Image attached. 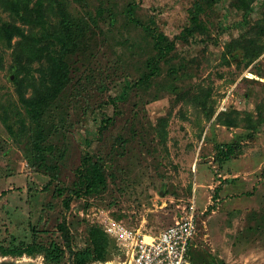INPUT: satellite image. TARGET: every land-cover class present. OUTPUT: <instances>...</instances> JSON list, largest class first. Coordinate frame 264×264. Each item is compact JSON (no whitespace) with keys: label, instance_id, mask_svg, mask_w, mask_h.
Returning <instances> with one entry per match:
<instances>
[{"label":"rangeland","instance_id":"rangeland-1","mask_svg":"<svg viewBox=\"0 0 264 264\" xmlns=\"http://www.w3.org/2000/svg\"><path fill=\"white\" fill-rule=\"evenodd\" d=\"M51 1H62L84 33L55 100L28 90L26 114L16 90L26 69L18 39L0 44V247L56 245L59 264H71L105 216L157 235L194 199V264H264V249L241 252L237 241V209L255 207L264 219V49L246 66L237 48L245 32L254 38L263 27L264 0L246 23L230 0L210 8L200 0ZM197 4L207 32L186 37ZM10 21L0 5V24ZM158 33L175 51L158 76L135 86ZM40 128L55 171L38 169L31 153ZM234 144L230 159L218 155ZM253 226L251 234L264 232L260 218ZM12 257L47 264L43 255Z\"/></svg>","mask_w":264,"mask_h":264},{"label":"trees","instance_id":"trees-1","mask_svg":"<svg viewBox=\"0 0 264 264\" xmlns=\"http://www.w3.org/2000/svg\"><path fill=\"white\" fill-rule=\"evenodd\" d=\"M204 8H210L222 0H200ZM256 0H230V6L237 12L242 13L243 21H247L250 16ZM0 5L4 12L10 15L11 21L0 24V44L5 48L11 46L13 39H18L21 54L26 61V69L20 74L24 78L18 83L17 96L23 106L26 114L29 113L30 99L25 97L28 90L41 91L43 96L49 101H53L63 91L69 75V66L67 58L74 54L79 48L84 33L81 26L74 22L66 11L62 1L44 0H0ZM202 5L197 4L190 17V27L184 29L186 37H192L195 33L205 34L207 29L201 23H198L199 14L204 12ZM50 15V16H49ZM264 22V18H263ZM242 26V25H241ZM252 28L245 32L237 40V48L242 47L245 51L246 66L252 62L264 49L261 44L264 37V25L258 27L254 38L249 39V33ZM185 42L186 38L178 36ZM151 55L145 62L147 72L144 73L138 82L134 85L147 83L150 79L159 75L160 64H166L171 59L170 54L175 51V42L170 40L162 33L152 35ZM262 46V47H261ZM1 62V61H0ZM40 66L38 69L32 68V65ZM1 66V64H0ZM34 73H37L38 80H35ZM16 78V75H15ZM28 118V117H27ZM5 128L11 131L12 126L8 125V118L2 120ZM24 124V121H20ZM39 133L34 134L31 142V153L34 154V160L38 164V169L54 170V165H46L47 155H50L51 148L46 146L47 135L39 129ZM235 145V144H234ZM228 145L224 149H218V155L224 159H230L236 151L237 145ZM84 193L91 190V183L84 181ZM69 198L64 200L65 209L68 207ZM199 218L197 215V223ZM129 228V227H128ZM199 228V223H198ZM132 229V228H131ZM68 235L64 232V237ZM89 247L74 254L71 264H93L95 262H106L117 255L114 243L108 237L100 226H91L87 230ZM68 247V240H65ZM59 249L56 245H50L48 248H36L24 251H9L0 247L2 256H17L25 254L27 256L43 255L47 264H59L60 258L57 255Z\"/></svg>","mask_w":264,"mask_h":264},{"label":"built area","instance_id":"built-area-1","mask_svg":"<svg viewBox=\"0 0 264 264\" xmlns=\"http://www.w3.org/2000/svg\"><path fill=\"white\" fill-rule=\"evenodd\" d=\"M103 232L112 239L117 255L93 264H194L190 251L198 233L195 200L182 207L174 223L158 235H146L105 216Z\"/></svg>","mask_w":264,"mask_h":264},{"label":"crops","instance_id":"crops-1","mask_svg":"<svg viewBox=\"0 0 264 264\" xmlns=\"http://www.w3.org/2000/svg\"><path fill=\"white\" fill-rule=\"evenodd\" d=\"M253 208H254L253 214L251 209L247 211L244 210L239 211L237 209V241L238 242L240 241L238 247L241 252H245V249L248 250L249 247H252L253 245H255L256 247H261V249H264V236H263L264 232L260 233L259 235L251 234L252 231L257 230L256 227L253 226V224H256L257 218H260L261 221L264 222V219L261 217L262 214H258L259 210L255 207ZM145 234L151 235L148 233ZM260 238L262 239L263 243L260 242Z\"/></svg>","mask_w":264,"mask_h":264},{"label":"flooded vegetation","instance_id":"flooded-vegetation-1","mask_svg":"<svg viewBox=\"0 0 264 264\" xmlns=\"http://www.w3.org/2000/svg\"><path fill=\"white\" fill-rule=\"evenodd\" d=\"M0 264H37L35 262L32 261H24V260H20L16 257H12V256H2L0 254Z\"/></svg>","mask_w":264,"mask_h":264}]
</instances>
